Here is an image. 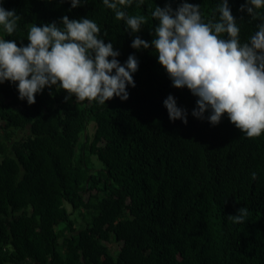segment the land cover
<instances>
[{
    "label": "trees",
    "instance_id": "trees-1",
    "mask_svg": "<svg viewBox=\"0 0 264 264\" xmlns=\"http://www.w3.org/2000/svg\"><path fill=\"white\" fill-rule=\"evenodd\" d=\"M2 2L20 19L11 36L0 26V38L26 46L33 24L89 18L120 63L134 54L139 70L127 101L103 105L65 102L56 86L29 105L17 85L0 84V264H264V132L248 138L227 114L215 126L193 117L197 98L172 86L154 48L131 47L103 0ZM167 2L126 9L148 19L135 35L151 42V11ZM187 2L218 20L222 0ZM228 3L246 42L260 21L240 11L246 0ZM170 94L187 124L169 119ZM242 207L245 221L229 220Z\"/></svg>",
    "mask_w": 264,
    "mask_h": 264
},
{
    "label": "clouds",
    "instance_id": "clouds-1",
    "mask_svg": "<svg viewBox=\"0 0 264 264\" xmlns=\"http://www.w3.org/2000/svg\"><path fill=\"white\" fill-rule=\"evenodd\" d=\"M70 2L77 8L87 0ZM134 3L140 8L145 0H103L115 19L124 21L126 31L133 34L131 47L154 48L172 86L187 88L197 98L191 115L215 126L227 114L248 138L259 137L264 132V15L259 11L264 9V0H246L240 8L252 20L260 21L257 31L243 43L228 0L218 5V20L207 22L200 6L187 0L175 9L172 0L164 7L157 5L151 11L158 22L151 31V42L135 35L148 19L127 13ZM19 19L16 11L5 9L0 0V26L9 36L16 31ZM101 34L93 20L65 15L59 24L31 25L26 46L0 38V84L10 81L17 85L19 99L29 105L36 103L38 93L53 86L67 92L65 102L73 97L78 102L95 101L100 105L115 97L127 101L128 86H136L133 74L139 70V60L132 54L121 64L117 59L120 52L112 42L105 43ZM163 103L171 121L188 123V111L178 106L173 95ZM252 179H257V173H252ZM248 214V208L242 207L228 218L239 224Z\"/></svg>",
    "mask_w": 264,
    "mask_h": 264
},
{
    "label": "rangeland",
    "instance_id": "rangeland-1",
    "mask_svg": "<svg viewBox=\"0 0 264 264\" xmlns=\"http://www.w3.org/2000/svg\"><path fill=\"white\" fill-rule=\"evenodd\" d=\"M91 127H92V126H91ZM60 226H63V224H60V225L58 226V228H59Z\"/></svg>",
    "mask_w": 264,
    "mask_h": 264
}]
</instances>
